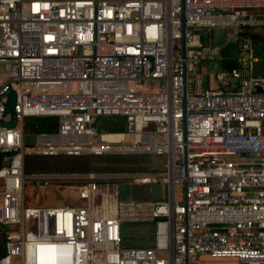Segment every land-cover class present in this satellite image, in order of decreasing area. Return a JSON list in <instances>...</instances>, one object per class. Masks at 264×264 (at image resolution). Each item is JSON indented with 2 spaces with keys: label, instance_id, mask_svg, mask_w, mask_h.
<instances>
[{
  "label": "built area",
  "instance_id": "built-area-1",
  "mask_svg": "<svg viewBox=\"0 0 264 264\" xmlns=\"http://www.w3.org/2000/svg\"><path fill=\"white\" fill-rule=\"evenodd\" d=\"M216 28L233 31L234 67L207 72L210 86L199 65ZM255 44L264 72V0H0V264H264ZM107 116L123 129L98 130ZM29 117L55 131L25 143ZM143 154L161 167L24 170L30 157ZM122 181L161 197L123 199ZM49 182L81 203L24 205V187Z\"/></svg>",
  "mask_w": 264,
  "mask_h": 264
},
{
  "label": "rangeland",
  "instance_id": "rangeland-1",
  "mask_svg": "<svg viewBox=\"0 0 264 264\" xmlns=\"http://www.w3.org/2000/svg\"><path fill=\"white\" fill-rule=\"evenodd\" d=\"M109 1H120V0H109ZM235 45V40L230 41L228 47H224L221 52V58L224 59V61H232L234 59L233 49ZM222 65H216L215 69L220 70ZM31 118H29L30 120ZM118 117L114 116H107L103 118H99V122H102L103 125H109L116 123L118 121ZM32 134L28 135V139H26L27 144L32 143ZM147 157L151 161L161 160L162 157L158 156H152V155H125V160L131 159L132 157L139 158V157ZM115 156H102L101 164L97 163L94 167L100 166V165H106V160H111ZM117 157V156H116ZM161 158V159H160ZM36 161V160H34ZM61 160L56 161L54 163H50L53 161H50V159H42L38 157L37 163L39 166L35 168L34 166H31L27 172H37L39 170L41 171H54V170H76L74 168L65 167V169H61V165L63 162H60ZM44 162V163H43ZM42 163V164H41ZM41 164V165H40ZM72 165V164H71ZM108 165V164H107ZM45 166V167H44ZM49 166V167H48ZM53 166V167H52ZM59 166V167H58ZM44 167V168H42ZM111 167V166H110ZM142 167V166H140ZM64 168V167H62ZM128 168L134 169L135 167L132 166V164H128L125 162V165L122 167L120 166V169L127 170ZM117 169V168H116ZM111 171H115L111 169ZM118 171V170H116ZM104 172V171H103ZM108 172V171H106ZM66 183H57V182H49L44 187H37V186H27L24 187V205L30 206V207H65V206H74L79 205L82 201L81 196L79 195V191L76 187L68 188L65 187ZM75 185V184H73ZM118 192L120 194V197L123 199L130 198V184L127 182H120L118 187ZM143 227H138L137 230H142ZM201 264H234V261L232 259H217V258H208L203 257L201 258Z\"/></svg>",
  "mask_w": 264,
  "mask_h": 264
},
{
  "label": "trees",
  "instance_id": "trees-1",
  "mask_svg": "<svg viewBox=\"0 0 264 264\" xmlns=\"http://www.w3.org/2000/svg\"><path fill=\"white\" fill-rule=\"evenodd\" d=\"M29 118H31V119L29 120ZM29 118H25L23 120L24 137L25 136L28 137V135L35 133V132H53V131H55L56 124H55V119L53 117H35V118L29 117ZM119 120L121 121L120 118H119ZM98 123L99 124H98L97 128L100 131L113 132V131H121L123 129L121 123H113V124H109V125H103V123L99 122V121H98ZM124 157L125 156H117V157L115 156L112 158V162L115 164H125L126 160ZM42 159H47V158H42ZM34 160H36V161H34ZM59 160H61L60 162H63V164L61 165V169H65V167H70V168L76 169V170H69V171L85 172V171L93 170V171H97V172H103V171H111V169H113L115 171L116 170H122V169H120V167H118L116 169L115 167H112V166L110 167L109 165H107L108 164L107 161L109 159L106 160V162H105L106 165H100L99 167L98 166L94 167L97 163L101 164V162L102 163L104 162V161H102V156L63 157V158H60ZM32 161L38 162V157H30V158L26 159V161L24 163V170L25 171L29 170L31 168V166H34V165L30 164ZM50 161H53L50 163H54L57 160L55 158H52V159H50ZM126 163H128V162H126ZM161 163H162V159H161V161L160 160L156 161V165H155L156 167L154 166L151 169H154V168L156 169V168L161 167ZM38 166L39 165L36 163L35 168H37ZM44 167H42V168H44ZM62 167H64V168H62ZM121 167H122V165H121ZM140 169L143 170L144 167L143 168H134V170H140ZM146 169H150V168H146ZM63 171H67V170H63Z\"/></svg>",
  "mask_w": 264,
  "mask_h": 264
},
{
  "label": "crops",
  "instance_id": "crops-1",
  "mask_svg": "<svg viewBox=\"0 0 264 264\" xmlns=\"http://www.w3.org/2000/svg\"><path fill=\"white\" fill-rule=\"evenodd\" d=\"M233 31L228 28H216L213 29L209 35V38L207 39V42L205 43V46L203 47V52L206 55V57L211 58V63L203 62L199 65V71L204 79L205 84L213 85V82L209 79L207 72L212 71V69H215L216 65H222L224 63V59L221 58V52L224 47H228L230 41L233 40L232 38ZM27 136L24 137V141H26ZM153 156V155H152ZM42 158V157H41ZM55 158L58 162L61 157H51L47 159ZM137 162V158L132 157L131 159L126 160L128 164H132V162ZM159 161V160H156ZM156 161H151V163L143 165L145 170L146 168H153L156 165ZM161 161V160H160ZM139 167V168H143ZM156 167V166H155ZM126 170V169H125ZM127 170H134V169H127Z\"/></svg>",
  "mask_w": 264,
  "mask_h": 264
},
{
  "label": "water",
  "instance_id": "water-1",
  "mask_svg": "<svg viewBox=\"0 0 264 264\" xmlns=\"http://www.w3.org/2000/svg\"><path fill=\"white\" fill-rule=\"evenodd\" d=\"M263 47V44H255L254 45V55H256L259 60L254 63V74H264V72L261 71V48ZM222 66L227 69H231L234 67V64L232 62H224L222 63ZM255 92H261V89L259 87L256 88ZM12 100L13 96L11 93L8 94V100L5 103L4 112H8L11 115V120L8 122V124L12 125L14 123L13 119V113L11 110L12 107ZM161 197V186L160 184H132L130 185V198L131 199H160Z\"/></svg>",
  "mask_w": 264,
  "mask_h": 264
},
{
  "label": "flooded vegetation",
  "instance_id": "flooded-vegetation-1",
  "mask_svg": "<svg viewBox=\"0 0 264 264\" xmlns=\"http://www.w3.org/2000/svg\"><path fill=\"white\" fill-rule=\"evenodd\" d=\"M137 160H138L137 162H134V161L132 162V166H134L135 168H139L140 166H143L145 164L151 163V160L148 159L147 157H142L141 156V157L137 158ZM107 163H108L109 166H112V167H115V168H118L121 165H123V166L125 165V164H115V163L112 162V159L108 160ZM30 164L31 165H35V162L32 161ZM128 169H132V168H128Z\"/></svg>",
  "mask_w": 264,
  "mask_h": 264
}]
</instances>
